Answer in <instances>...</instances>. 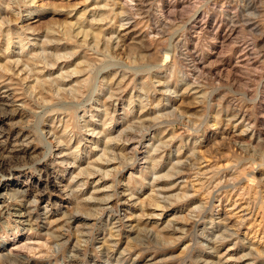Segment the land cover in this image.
<instances>
[{"label": "rangeland", "instance_id": "rangeland-1", "mask_svg": "<svg viewBox=\"0 0 264 264\" xmlns=\"http://www.w3.org/2000/svg\"><path fill=\"white\" fill-rule=\"evenodd\" d=\"M0 264H264V0H0Z\"/></svg>", "mask_w": 264, "mask_h": 264}, {"label": "bare ground", "instance_id": "bare-ground-1", "mask_svg": "<svg viewBox=\"0 0 264 264\" xmlns=\"http://www.w3.org/2000/svg\"><path fill=\"white\" fill-rule=\"evenodd\" d=\"M56 11H57V10H56ZM223 12H224V11H223ZM232 17H233V16H232ZM228 19H229V18H228ZM231 19H232V18H231ZM90 26H91V25H90ZM67 29H68V28H67ZM68 30H69V29H68ZM66 32H67V31H66ZM97 33H98V32H97ZM84 36H85V35H84ZM203 60H204V59H203ZM245 172H246L245 170H241V171H239V172L236 171L235 173H236L237 175H238V174H239V175H244ZM247 173H248V172H247ZM239 175H238V176H239ZM245 175H246V177L244 178L245 181H247V182L250 181V182H251V179H252V177H253V176H252L253 174H252V173H248V174H245ZM250 178H251V179H250ZM250 182H249V183H250ZM252 184H253V183H252ZM252 187H253V186H252ZM235 205H236V207H237L238 203H237V204L235 203ZM225 207H226V206H225ZM233 207H234V206H233ZM247 207H248V206H246V205L243 207V211L245 212V214L250 213V212H248V211H249V208H247ZM241 210H242V209H241ZM30 213H31V212H30ZM22 214H23V213H22ZM26 214H27V213H26ZM226 214H227V213H226ZM74 220H75V221L78 220L77 215L75 216ZM242 220H243V219H242ZM243 221H245V220H243ZM224 222H225V221H224ZM24 244H25V243H24ZM28 244H29V243H28ZM28 244H27V245H28ZM28 246H29V245H28ZM32 246H33V245H32ZM34 246H35V245H34ZM36 246H37V245H36ZM39 246L42 247V245H39ZM25 247H26V246H25ZM32 248H33V247H32ZM107 253H108V252H107Z\"/></svg>", "mask_w": 264, "mask_h": 264}]
</instances>
